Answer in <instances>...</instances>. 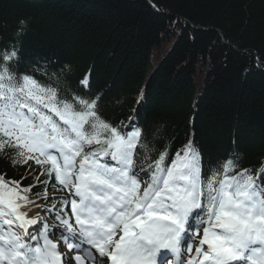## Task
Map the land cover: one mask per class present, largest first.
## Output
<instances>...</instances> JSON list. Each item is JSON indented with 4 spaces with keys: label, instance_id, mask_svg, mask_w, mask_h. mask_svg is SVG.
Returning <instances> with one entry per match:
<instances>
[{
    "label": "snow or ice",
    "instance_id": "1",
    "mask_svg": "<svg viewBox=\"0 0 264 264\" xmlns=\"http://www.w3.org/2000/svg\"><path fill=\"white\" fill-rule=\"evenodd\" d=\"M18 44L4 61L18 59ZM65 70L55 88L0 71V154L28 169L21 180L0 174V264H264V168L237 171L233 154L202 175L193 139L170 164L166 152L140 159L149 151L141 101L117 127L102 116L106 93L81 92L91 75L72 90ZM49 187L66 194L48 196ZM34 204L43 215H29Z\"/></svg>",
    "mask_w": 264,
    "mask_h": 264
},
{
    "label": "trees",
    "instance_id": "2",
    "mask_svg": "<svg viewBox=\"0 0 264 264\" xmlns=\"http://www.w3.org/2000/svg\"><path fill=\"white\" fill-rule=\"evenodd\" d=\"M21 20L26 28L17 38ZM17 41L18 59L4 61ZM152 58L160 60L148 72ZM65 64L72 90L90 74L91 88L81 92L106 93L102 116L117 127L141 101L149 151L141 149L140 159L166 152L170 164L193 139L202 175L233 154L237 171L264 168V0H0V71L55 88ZM71 94L60 91V98ZM27 172L0 154L8 180ZM56 192L49 187L47 195ZM34 193L29 198L43 204Z\"/></svg>",
    "mask_w": 264,
    "mask_h": 264
},
{
    "label": "rangeland",
    "instance_id": "3",
    "mask_svg": "<svg viewBox=\"0 0 264 264\" xmlns=\"http://www.w3.org/2000/svg\"><path fill=\"white\" fill-rule=\"evenodd\" d=\"M159 58H152L151 60H150V63H149V66H148V72H151L154 68H155V66L158 64V62H159ZM66 193H63L62 195H65ZM36 203H38V204H40L38 201H35ZM35 205V204H34ZM37 208V207H36ZM41 210H42V207L40 208V209H38L37 208V211H40L41 212ZM42 214V213H41ZM58 231V230H57ZM62 249H63V252H64V254L65 255H68L69 253H68V249H67V247L62 243ZM191 255H193V253L191 254Z\"/></svg>",
    "mask_w": 264,
    "mask_h": 264
},
{
    "label": "bare ground",
    "instance_id": "4",
    "mask_svg": "<svg viewBox=\"0 0 264 264\" xmlns=\"http://www.w3.org/2000/svg\"><path fill=\"white\" fill-rule=\"evenodd\" d=\"M256 67H257V65H256ZM261 67V66H260ZM257 69H258V67H257ZM262 69V68H261ZM263 70V69H262ZM29 215H35L36 213H37V208H36V206L35 205H30L29 206ZM206 247V246H205Z\"/></svg>",
    "mask_w": 264,
    "mask_h": 264
},
{
    "label": "water",
    "instance_id": "5",
    "mask_svg": "<svg viewBox=\"0 0 264 264\" xmlns=\"http://www.w3.org/2000/svg\"><path fill=\"white\" fill-rule=\"evenodd\" d=\"M148 3V2H147ZM149 4V3H148ZM150 5V4H149ZM150 7L152 8V10H154V11H157L154 7H152L151 5H150ZM256 65H257V67H258V69L259 70H261V67H260V64L259 63H256Z\"/></svg>",
    "mask_w": 264,
    "mask_h": 264
}]
</instances>
